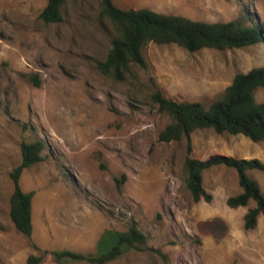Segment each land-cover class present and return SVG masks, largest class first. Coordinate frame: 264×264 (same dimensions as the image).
Segmentation results:
<instances>
[{
    "label": "rangeland",
    "instance_id": "rangeland-1",
    "mask_svg": "<svg viewBox=\"0 0 264 264\" xmlns=\"http://www.w3.org/2000/svg\"><path fill=\"white\" fill-rule=\"evenodd\" d=\"M113 1L123 10L211 23H264V0ZM47 4L0 0V264H27L32 255L43 257L40 264H60L54 252L108 251L132 227L147 243L108 264H264V215L246 230L256 203L227 204L242 192L237 171L222 165L204 172L210 203L193 199L185 171L189 143L195 159L264 162V141L202 130L189 141L160 142L171 118L152 99L159 90L208 106L237 74L264 66V43L196 53L151 43L147 68L132 65L119 80L98 68L118 35L102 14L103 0H67L63 21L53 24L41 18ZM254 96L264 102V88ZM39 140L45 160L21 177L22 189L34 192L29 240L10 217V174L22 163V143ZM248 174L264 193V172Z\"/></svg>",
    "mask_w": 264,
    "mask_h": 264
},
{
    "label": "trees",
    "instance_id": "trees-1",
    "mask_svg": "<svg viewBox=\"0 0 264 264\" xmlns=\"http://www.w3.org/2000/svg\"><path fill=\"white\" fill-rule=\"evenodd\" d=\"M66 2L67 0H48L41 13L42 20L47 24L61 23L62 8ZM102 14L117 26L118 35L112 41L107 58L98 63V68L102 73L119 80L124 78L132 65L147 68L144 51L151 43L175 44L189 53L204 49H243L264 43V23L249 25L243 20L211 23L182 15L163 14L148 8L123 10L113 0H103ZM259 88H264V66L246 74H237L223 95L208 106L201 102H177L156 90L152 96L153 101L159 106L161 113L171 118V122L160 132L159 141H189L194 132L202 130H213L219 135H243L253 142L264 141V102H257L254 96ZM21 149L22 163L10 174L14 183L10 217L17 231L31 240L34 232V192L27 193L22 189L21 177L26 169L45 160L43 153L46 146L39 140L23 142ZM191 151L189 143L185 161L186 187L193 199L207 203L213 200V196L204 188L205 171L222 165L233 168L238 173L242 192L229 198L227 204L231 208H240L255 202V208L250 209L245 216V229H255L259 217L264 215V193L248 172H264V162L222 155L199 160L191 157ZM146 243L147 237L136 227H132L122 233L117 244L108 251L102 249L97 254H83L62 250L54 252V257L60 264L66 261L108 264L125 251L138 249V244ZM42 261L43 257L32 255L27 264H40Z\"/></svg>",
    "mask_w": 264,
    "mask_h": 264
}]
</instances>
